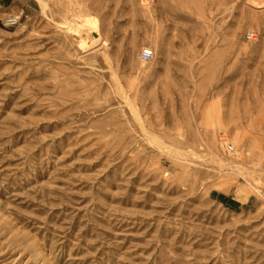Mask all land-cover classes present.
<instances>
[{
  "label": "rangeland",
  "instance_id": "374dc122",
  "mask_svg": "<svg viewBox=\"0 0 264 264\" xmlns=\"http://www.w3.org/2000/svg\"><path fill=\"white\" fill-rule=\"evenodd\" d=\"M0 264H264V0H0Z\"/></svg>",
  "mask_w": 264,
  "mask_h": 264
},
{
  "label": "built area",
  "instance_id": "2783aa9c",
  "mask_svg": "<svg viewBox=\"0 0 264 264\" xmlns=\"http://www.w3.org/2000/svg\"><path fill=\"white\" fill-rule=\"evenodd\" d=\"M18 23V17L17 16H10L7 20H6V25L8 26H15ZM153 57V50L152 48H146L143 52H142V60L143 61H149L151 60ZM227 150L228 151H234V146H232L231 144H227Z\"/></svg>",
  "mask_w": 264,
  "mask_h": 264
},
{
  "label": "bare ground",
  "instance_id": "6f19581e",
  "mask_svg": "<svg viewBox=\"0 0 264 264\" xmlns=\"http://www.w3.org/2000/svg\"><path fill=\"white\" fill-rule=\"evenodd\" d=\"M39 1V0H38ZM41 1V3L43 2V0H40ZM45 7V6H44ZM46 8V7H45ZM93 31V30H92ZM85 34V33H84ZM223 160V159H222ZM224 166H225V164H224ZM248 171V170H247Z\"/></svg>",
  "mask_w": 264,
  "mask_h": 264
},
{
  "label": "trees",
  "instance_id": "16d2710c",
  "mask_svg": "<svg viewBox=\"0 0 264 264\" xmlns=\"http://www.w3.org/2000/svg\"><path fill=\"white\" fill-rule=\"evenodd\" d=\"M227 201V200H226Z\"/></svg>",
  "mask_w": 264,
  "mask_h": 264
}]
</instances>
